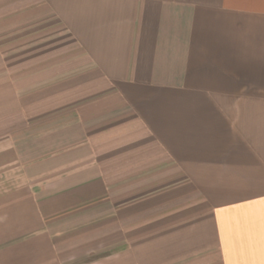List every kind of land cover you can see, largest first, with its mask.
Instances as JSON below:
<instances>
[{
  "label": "crops",
  "instance_id": "0c3cea01",
  "mask_svg": "<svg viewBox=\"0 0 264 264\" xmlns=\"http://www.w3.org/2000/svg\"><path fill=\"white\" fill-rule=\"evenodd\" d=\"M0 264H264V0H0Z\"/></svg>",
  "mask_w": 264,
  "mask_h": 264
}]
</instances>
